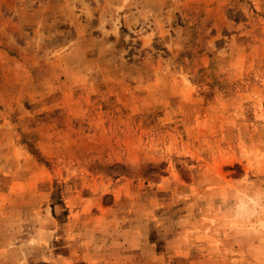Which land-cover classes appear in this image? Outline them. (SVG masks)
Segmentation results:
<instances>
[{
    "label": "rangeland",
    "instance_id": "374dc122",
    "mask_svg": "<svg viewBox=\"0 0 264 264\" xmlns=\"http://www.w3.org/2000/svg\"><path fill=\"white\" fill-rule=\"evenodd\" d=\"M0 264H264V0H0Z\"/></svg>",
    "mask_w": 264,
    "mask_h": 264
}]
</instances>
